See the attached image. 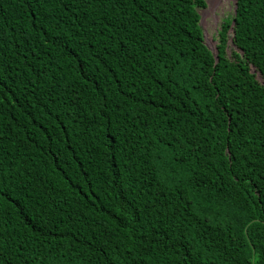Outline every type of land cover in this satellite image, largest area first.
I'll return each instance as SVG.
<instances>
[{
	"label": "trees",
	"instance_id": "trees-1",
	"mask_svg": "<svg viewBox=\"0 0 264 264\" xmlns=\"http://www.w3.org/2000/svg\"><path fill=\"white\" fill-rule=\"evenodd\" d=\"M236 2L213 53L206 0H0V264H264V0Z\"/></svg>",
	"mask_w": 264,
	"mask_h": 264
},
{
	"label": "rangeland",
	"instance_id": "rangeland-1",
	"mask_svg": "<svg viewBox=\"0 0 264 264\" xmlns=\"http://www.w3.org/2000/svg\"><path fill=\"white\" fill-rule=\"evenodd\" d=\"M207 7L200 10L201 26L204 31L205 43L208 48L216 53V46L219 42L218 32L224 20L232 16L234 12V0H206ZM232 44L228 51L231 54ZM258 79L261 77L258 74Z\"/></svg>",
	"mask_w": 264,
	"mask_h": 264
},
{
	"label": "water",
	"instance_id": "water-1",
	"mask_svg": "<svg viewBox=\"0 0 264 264\" xmlns=\"http://www.w3.org/2000/svg\"><path fill=\"white\" fill-rule=\"evenodd\" d=\"M234 3H235V9L237 8V2H236V0H234ZM215 57H216V60H218V55L216 54L215 55Z\"/></svg>",
	"mask_w": 264,
	"mask_h": 264
}]
</instances>
